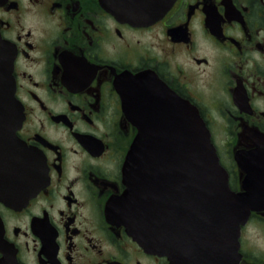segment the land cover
<instances>
[{
  "label": "flooded vegetation",
  "instance_id": "1",
  "mask_svg": "<svg viewBox=\"0 0 264 264\" xmlns=\"http://www.w3.org/2000/svg\"><path fill=\"white\" fill-rule=\"evenodd\" d=\"M4 64L16 106L0 118V264H171L109 212L138 132L127 74L153 71L197 106L234 191L249 174L237 154L264 186V0H174L143 23L103 0H0ZM240 243V264H264V204Z\"/></svg>",
  "mask_w": 264,
  "mask_h": 264
},
{
  "label": "water",
  "instance_id": "2",
  "mask_svg": "<svg viewBox=\"0 0 264 264\" xmlns=\"http://www.w3.org/2000/svg\"><path fill=\"white\" fill-rule=\"evenodd\" d=\"M173 2L103 0L119 19L133 23L159 18ZM125 76L133 87L121 90L123 104L138 132L124 165L128 189L112 202L110 214L126 219L140 245L171 264H240L241 226L264 204L254 158L237 154L249 174L244 191H234L197 106L153 71ZM13 92L8 64L0 65V118L15 115ZM41 164L38 158V189Z\"/></svg>",
  "mask_w": 264,
  "mask_h": 264
}]
</instances>
